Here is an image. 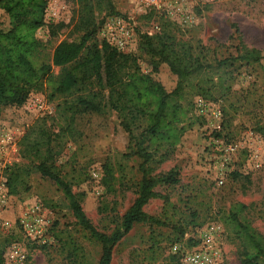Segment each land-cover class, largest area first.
I'll return each mask as SVG.
<instances>
[{
    "label": "rangeland",
    "instance_id": "rangeland-1",
    "mask_svg": "<svg viewBox=\"0 0 264 264\" xmlns=\"http://www.w3.org/2000/svg\"><path fill=\"white\" fill-rule=\"evenodd\" d=\"M46 1L45 25L36 37L43 46L40 56L50 63L60 42H78L80 34L72 24L78 8L75 0ZM113 3L118 15L104 18L96 43L107 41V26L120 31L115 22L121 21L132 36L123 52L134 55L144 73L151 70L153 60L141 49L139 36L160 33L166 21L175 26V41L188 45L204 64L237 56L241 45L264 51V0ZM60 23L64 26L51 36L50 26ZM59 73L60 68L54 67L53 75ZM222 74L216 101H205L202 113L192 111L193 125L182 134L177 147L159 149L147 165L153 176L175 171L178 183L155 188L164 198L151 199L143 208L152 221L133 225L114 247L111 264H183L172 247H189L193 244L190 239H199L209 224H217L223 231L220 264H240V242L228 219L231 208L238 204L245 206L241 220L264 236V59L258 63L237 61ZM37 99L44 110L35 108ZM58 102L49 99L47 91L33 92L21 107L0 111V140L11 137V142L0 146V182L7 193L0 218L12 225L8 231L0 228V247L5 254L11 243H19L27 254L25 264H97L100 245L76 223L68 201L52 181L32 173L24 184L16 183L17 194L10 192L12 169L35 164L20 153L25 129L45 117L49 130L57 132L63 125L54 119ZM74 126L81 136L66 144L57 166L73 193L79 194L86 217L99 232L109 234L136 198L141 160L129 155L133 145L115 114L79 112ZM35 204L50 218L47 245L31 241L18 226V217Z\"/></svg>",
    "mask_w": 264,
    "mask_h": 264
},
{
    "label": "trees",
    "instance_id": "trees-1",
    "mask_svg": "<svg viewBox=\"0 0 264 264\" xmlns=\"http://www.w3.org/2000/svg\"><path fill=\"white\" fill-rule=\"evenodd\" d=\"M75 1L78 8L72 24L80 34L79 41L60 42L47 63L40 56L43 46L36 37L37 30L45 25L47 1L0 0V111L8 106L21 107L30 93L47 91L49 99H59L54 119L63 123L52 132L43 117L25 129L20 153L35 164L14 167L9 185L10 192L17 194L16 183L24 184L32 173L52 181L68 201L76 223L100 245L97 264H111L114 247L133 225L152 221L143 208L151 199L164 198L155 188L178 183L177 173L172 170L151 175L147 165L154 154L161 148L177 147L182 134L193 125L189 114L195 111V98L216 101L222 73L237 61L260 62L264 51L241 45L237 56L214 65L204 64L188 45L175 41V26L166 21L160 33L139 36L141 49L153 60L151 70L144 73L134 55L119 51L105 40L96 43L104 18L118 15L113 0ZM63 26H50V35L55 36ZM54 67L60 68L56 77ZM79 112L115 114L133 145L129 155L141 160L136 198L109 234L99 232L86 217L79 194L73 193L57 166L66 144L77 142L81 136L74 126V116ZM244 210L245 206L238 204L228 217L240 242V264H264V236L241 220ZM4 255L0 247V264H5Z\"/></svg>",
    "mask_w": 264,
    "mask_h": 264
},
{
    "label": "built area",
    "instance_id": "built-area-1",
    "mask_svg": "<svg viewBox=\"0 0 264 264\" xmlns=\"http://www.w3.org/2000/svg\"><path fill=\"white\" fill-rule=\"evenodd\" d=\"M115 23L121 30L115 32L110 26H107V42L119 51H124L129 48L132 36L121 21L117 20ZM194 101L195 111L202 113L204 111L203 108L206 106L205 101L199 97L195 98ZM34 104L38 111L44 110L42 101L37 99ZM48 114H52L51 111ZM218 114H214V117H217ZM7 142H11L9 135H6L0 140V146H4ZM6 197L5 184L0 182V213L7 204ZM17 222L24 235L31 241L39 245H47L50 243V218L37 204L20 215ZM11 226L9 221L0 218V228L2 230L8 231ZM222 233L223 231L219 225L209 224L200 233L199 239H196L192 245L184 248L182 245L176 244L172 247V253L178 255L183 264H220L223 259L221 249ZM26 260L27 254L24 248L17 242L11 243L4 255V263L25 264Z\"/></svg>",
    "mask_w": 264,
    "mask_h": 264
}]
</instances>
